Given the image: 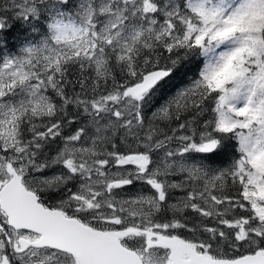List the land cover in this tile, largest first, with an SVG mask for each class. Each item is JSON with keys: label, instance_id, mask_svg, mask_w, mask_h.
Segmentation results:
<instances>
[{"label": "snow or ice", "instance_id": "snow-or-ice-1", "mask_svg": "<svg viewBox=\"0 0 264 264\" xmlns=\"http://www.w3.org/2000/svg\"><path fill=\"white\" fill-rule=\"evenodd\" d=\"M0 264H264V0H0Z\"/></svg>", "mask_w": 264, "mask_h": 264}]
</instances>
